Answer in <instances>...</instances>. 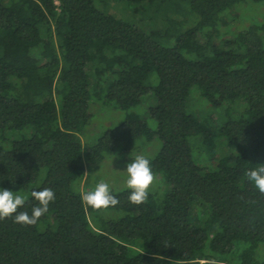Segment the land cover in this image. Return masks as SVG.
<instances>
[{"label":"trees","instance_id":"16d2710c","mask_svg":"<svg viewBox=\"0 0 264 264\" xmlns=\"http://www.w3.org/2000/svg\"><path fill=\"white\" fill-rule=\"evenodd\" d=\"M246 1L264 0H0V188L27 192L29 214L32 191L55 195L33 225L0 219V264H228L236 244L239 264H264V193L245 176L264 163V22L219 33ZM110 8L165 27L145 32ZM193 87L205 116L188 110ZM98 101L147 107L87 141ZM223 103L241 109L216 123ZM154 138L162 198L133 205L125 189L108 209L82 201L92 166Z\"/></svg>","mask_w":264,"mask_h":264},{"label":"rangeland","instance_id":"374dc122","mask_svg":"<svg viewBox=\"0 0 264 264\" xmlns=\"http://www.w3.org/2000/svg\"><path fill=\"white\" fill-rule=\"evenodd\" d=\"M118 7V6H117ZM120 8V7H119ZM109 11L111 13L116 14L120 17L122 15L125 18H130L133 21V24L137 25L140 29H142L145 32L157 30L162 31L165 27V22L161 18H151L148 16H145L141 13H134V15H131V11H120L113 8H110ZM141 11V10H140ZM224 19L227 21L225 24L219 29L220 36L222 38L230 37L232 33H236L238 31H242L249 27L253 23H259L264 22V1L260 3H253V2H245V3H238L233 5V7L227 9L223 13ZM198 41L200 43L205 42V37L200 35L198 37ZM191 98L190 104L188 106L189 112L195 114L196 112L199 113V116H205L210 111L209 105H207L206 101L203 98L199 97V92L196 87L192 88V91L190 93ZM97 101V100H93ZM153 104V103H152ZM94 111L91 114V123L87 127L85 132V139L88 141H91L95 139L98 135L100 130L103 127L109 126L113 127L117 125L119 122H121L125 116L128 113H135V114H143L145 111L147 105L144 104V101L142 104L140 103L139 107L130 109L128 111L123 110H116L110 105H105L101 101H98L96 105H94ZM230 110L229 116L238 115V112L241 109L240 103H235L233 105H229V103H223L219 108H217L214 111V116L216 118V123H219L225 118V110ZM196 115V114H195ZM142 116V115H141ZM144 120H147L148 127L151 130H155L156 123L154 120L148 119L147 116H142ZM232 118V117H231ZM193 138L189 139V142L192 146L193 155L198 164L200 165H207L208 164V156L209 153H207L206 156L202 154V157L200 158L199 153L195 149L197 146L195 143L193 144ZM218 142L214 146L215 151L217 154H219L220 149H222V143L220 140L224 143L223 139L219 138L217 139ZM216 140V141H217ZM142 140H139L135 142L128 150L125 151H117L112 158L106 157L105 160L97 166H92L89 170V174H87L88 179L85 184L84 191L91 189L99 180L106 178L107 176H111L114 179V183L112 184L113 191H120L127 189L124 184V173L120 170H123L125 164L134 158L137 154H144L149 159L153 158L154 155L157 153L158 149L160 148V141L157 138H154L150 142L142 143ZM225 147V146H224ZM227 151V148L225 147V150ZM224 153V152H223ZM110 158V159H109ZM111 161V167L114 170L113 171L109 167V161ZM88 173V171H87ZM151 191L150 193L155 194L157 198H162L165 191L169 188L168 185L165 183L163 178L157 174H154V181L152 185L150 186ZM27 192H24V195L27 196ZM198 214H200L199 210L197 211ZM240 250V246L236 244L234 246L233 252L229 254L228 256L221 257V261H224L228 264H239L238 260V252Z\"/></svg>","mask_w":264,"mask_h":264},{"label":"clouds","instance_id":"9594fccd","mask_svg":"<svg viewBox=\"0 0 264 264\" xmlns=\"http://www.w3.org/2000/svg\"><path fill=\"white\" fill-rule=\"evenodd\" d=\"M113 159V158H112ZM109 167H111V161ZM259 167L248 169L245 173L246 179L256 190L264 193V163ZM124 184L129 190L128 201L133 205H140L148 198L154 181V174L151 169L150 160L144 154H137L129 160L123 170ZM114 179L107 176L99 180L91 189L81 194L82 201L93 209H108L117 205L118 200L113 194L112 184ZM32 198L37 202L31 208V213L22 210L25 204V195L6 188H0V219L11 217L13 222L21 226L33 225L37 219L48 211L50 201L55 199L54 191L51 188H41L32 191ZM18 208L21 210L18 211Z\"/></svg>","mask_w":264,"mask_h":264}]
</instances>
